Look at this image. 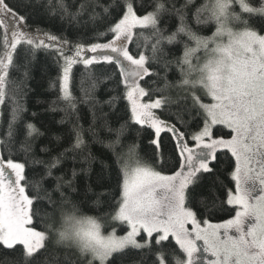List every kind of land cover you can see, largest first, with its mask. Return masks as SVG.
<instances>
[{
    "label": "snow or ice",
    "instance_id": "snow-or-ice-1",
    "mask_svg": "<svg viewBox=\"0 0 264 264\" xmlns=\"http://www.w3.org/2000/svg\"><path fill=\"white\" fill-rule=\"evenodd\" d=\"M41 53L68 125L46 159L24 119ZM5 108L8 264H264V0H0Z\"/></svg>",
    "mask_w": 264,
    "mask_h": 264
},
{
    "label": "trees",
    "instance_id": "trees-1",
    "mask_svg": "<svg viewBox=\"0 0 264 264\" xmlns=\"http://www.w3.org/2000/svg\"><path fill=\"white\" fill-rule=\"evenodd\" d=\"M28 25L32 28H35L37 25L41 27L48 26V21L41 17L40 15H33L31 19L28 20ZM60 27L59 23L51 25L53 31H56ZM58 69L52 63V61L45 57L43 53H41L38 57V63L35 70L32 73V79L26 82V90H27V97H26V106L27 112L24 113V119L28 122H31L36 125V127L44 133L43 136L39 137L36 141L37 143V151L39 153V147H42L44 144L48 143L49 140L52 138L53 134H61L67 128L68 125H61L58 123L61 120V117L64 115L63 112L57 111L52 112L49 110L50 103L57 98V92L55 89L50 88V82L55 81L57 78ZM14 77H19V73H14ZM74 94L79 97L80 93V86H79V73H77V80L76 86L74 89ZM99 96L102 99H106L104 92L101 91ZM63 106V105H61ZM81 116L83 119L81 123L85 128L88 127V122L91 119V113L89 111V106L87 104L81 103L79 105ZM107 110V109H105ZM8 109H4V116L3 120L0 121L2 124V128L7 127L8 121ZM35 114V115H33ZM114 127H119L118 124H114ZM139 126H133V130L130 132L131 137H136L141 144V147L144 150H147L148 147V133L147 130H141V135L137 136V132L135 131L136 128ZM108 133L102 132L101 136H107ZM166 149L170 151V146L168 142L165 141ZM93 150L98 154H102L105 149L100 144H94ZM42 157H44L43 153H39ZM55 155V152L52 153ZM45 159L47 157H44ZM72 166V161L69 159L67 160L64 165L62 166V171H67ZM85 213H91V209L88 207L84 208ZM11 256V253L6 252L4 250H0V261L3 264H8V261L5 260V257Z\"/></svg>",
    "mask_w": 264,
    "mask_h": 264
}]
</instances>
